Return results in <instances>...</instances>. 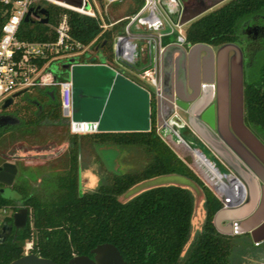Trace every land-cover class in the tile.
<instances>
[{"label": "trees", "instance_id": "16d2710c", "mask_svg": "<svg viewBox=\"0 0 264 264\" xmlns=\"http://www.w3.org/2000/svg\"><path fill=\"white\" fill-rule=\"evenodd\" d=\"M131 1L133 5L128 7L126 14L136 12L144 3V0ZM47 8L46 23L38 19L22 20L17 36L29 40L53 39L55 35L50 24L57 21L60 11H66L74 39L89 42L97 37L103 48L112 49L117 24L99 34L101 28L95 17L54 5H47ZM249 18L264 20V0H225L190 20L185 26V39L189 42L233 41L240 36L242 21ZM253 56L250 64L253 67L246 71L244 78L243 116L245 124L264 140V40ZM35 88L34 96L24 93L22 104L17 106L22 114L18 115L15 110L17 121L9 126L0 125V137H5V132L9 131V137L27 135L44 140L54 132L68 144L66 167L40 175L39 185L36 189L32 187L33 192H27L22 184L26 183L24 177L21 183L14 185L21 192L22 204L28 208V218L23 227L12 226L11 231L0 238V264H7L23 254L26 240L31 241L28 251L50 257L59 264H70L71 256L89 253L90 248L100 242L115 244L125 264L233 263L231 234L220 232L213 222L214 213L223 206L221 193L201 182L184 160L187 158L201 168L187 143H176L169 138L175 147L172 148L157 132L154 118L148 131L88 132L93 148L95 144L104 143L135 146L143 154L145 163L130 171L109 170L106 182L91 190H81L79 134L86 133L69 130L68 120L60 108L57 87H53L52 93L45 87ZM165 173L182 174L201 186L205 215L190 242L194 196L188 187L155 185L127 200L119 199V195L134 183ZM13 200L0 192V208ZM7 219L13 220L12 216ZM241 249H245L244 246Z\"/></svg>", "mask_w": 264, "mask_h": 264}, {"label": "water", "instance_id": "95a60500", "mask_svg": "<svg viewBox=\"0 0 264 264\" xmlns=\"http://www.w3.org/2000/svg\"><path fill=\"white\" fill-rule=\"evenodd\" d=\"M222 0H214L212 3L204 5L196 11L186 14L185 7L181 22L187 23L216 3ZM30 11L24 16V20H29ZM37 15L41 22L48 21V9L40 7ZM182 40V39H181ZM172 43L165 45L163 52L169 54L172 50ZM207 46L204 42H194L190 46V54H197ZM236 51L235 80V108L233 115V135L228 128V57L230 49ZM223 59L221 64V91H222V124L220 131H225L230 137L229 143L245 159L243 163L234 151L225 145L221 140L212 137L213 150L222 157L229 167L226 173L231 175L230 180L236 179L243 186V193L229 194L228 200L213 215V222L216 228L223 233H241L248 231L254 243L264 240V143L245 124L243 116V73L241 61V49L233 42H224L219 47ZM74 57L61 64L62 69H66L72 82V119L96 121L98 131H148L151 128V96L148 90L137 83L122 71L109 64L98 63H70ZM55 67V66H53ZM180 84L185 89V74L181 72ZM25 89L13 93L4 99L1 107L8 106L13 101V97L19 95ZM52 93V91H50ZM159 110V104L157 106ZM173 114L166 120L158 117L157 128H171L178 141L187 143L184 138L174 130L171 125ZM180 118V117H179ZM202 119L209 121L204 115ZM16 120V119H15ZM176 124V123H175ZM201 133H207L202 124H198ZM223 133V132H221ZM209 135V134H208ZM224 136V134H222ZM210 136V135H209ZM225 137V136H224ZM173 139V136L170 135ZM240 138V139H239ZM193 150L201 152L194 147ZM204 154L203 152H201ZM42 156L41 153L38 154ZM205 155V154H204ZM32 157L35 154H31ZM21 157V155H16ZM18 167L15 162L5 160L0 165V182L10 184ZM226 174H223L227 177ZM258 178L262 181L259 185ZM262 190V192H261ZM4 195V194H3ZM5 197H8L4 195ZM21 196V195H20ZM20 196L18 198H20ZM12 223L4 222V226L15 228L23 227L28 218V208L23 205L18 207L12 214ZM223 220H226L223 223ZM2 239V238H1ZM92 255V256H91ZM70 264H125L122 253L112 242H100L91 247L89 253L74 254L69 258ZM7 264H59L50 257L42 256L34 252L25 251L23 254L11 259Z\"/></svg>", "mask_w": 264, "mask_h": 264}, {"label": "built area", "instance_id": "2783aa9c", "mask_svg": "<svg viewBox=\"0 0 264 264\" xmlns=\"http://www.w3.org/2000/svg\"><path fill=\"white\" fill-rule=\"evenodd\" d=\"M97 4V0H0V104L8 96L23 89L26 92L32 87H47L53 91V87H57L60 108L62 115L68 120L69 130L74 133L98 131L96 121L72 119V82L68 71L61 68V64L70 57H74L70 63L102 62L113 66L105 56L98 59L91 54L102 47L97 37L89 42L74 39L70 33L66 11H60L57 21L50 24L55 35L53 39L29 40L17 36L27 11H30L31 20H39L42 14L37 15L35 12L40 7L47 8V5L95 17L101 28L99 34L117 24L113 40L115 58L129 65L153 87L151 90L149 86L139 83L148 90L150 96L157 93L163 39L170 36L173 39L185 38L181 4L177 0H145L133 14L116 19L106 16L108 4H100L101 9L97 8ZM165 22L168 29H164ZM132 25L141 29V32H131ZM137 40L141 41L140 44ZM221 175L226 183L231 181L222 172ZM218 191L224 201L228 200L227 195L232 194L230 190L220 189L219 186ZM30 246L29 240L24 245L25 250Z\"/></svg>", "mask_w": 264, "mask_h": 264}, {"label": "rangeland", "instance_id": "374dc122", "mask_svg": "<svg viewBox=\"0 0 264 264\" xmlns=\"http://www.w3.org/2000/svg\"><path fill=\"white\" fill-rule=\"evenodd\" d=\"M225 0H222L211 8L207 9L206 11L213 9L220 4H222ZM107 4V3H104ZM131 0H115L108 3L106 7V16L110 19H116L122 16H125L128 7L132 6ZM97 8L101 9L100 4H97ZM204 11V12H206ZM203 12V13H204ZM124 20L123 22H126ZM189 23H185V26ZM169 26L165 22V28L168 29ZM131 32L140 33L141 29H136L134 25L131 26ZM173 36L166 39H172ZM114 40V36H113ZM138 44H140V40H137ZM92 55H95L96 58H100L102 55L106 57L107 62L112 64L113 66L119 68L124 74L131 77L133 80L137 81L138 83H142L144 85L149 86L152 90L153 87L144 79L141 78L136 71L129 67V65L118 61L114 55V49L112 44V49L107 50L101 47L98 50H94L91 52ZM253 67V64L248 67L249 70ZM44 89H48L47 87ZM25 94H30L31 96L36 95L37 90L35 87L30 88L28 91L24 92ZM24 96V94L22 95ZM14 101L18 102L15 103ZM23 98L21 96L15 97L13 102L8 105L6 108L7 111L13 112L15 114V110L17 109L18 104H22ZM153 105V104H152ZM3 108L0 104V110ZM153 112H154V105H153ZM18 115H21V110L17 112ZM181 125L173 123L171 127L178 131L182 138L187 142V144L191 147L190 150L193 151L194 147L198 148L201 152H203L206 158L211 162V154L201 145H198L196 142L191 141L189 136L185 134V132L180 127ZM157 132L159 135L172 147L175 148L170 143V135L173 136V140L176 143H182L181 141L177 140L175 133L172 131L171 128H157ZM6 135L0 137V165L3 161L9 160L15 162L18 170L10 184L0 183V192L10 198H13V202L10 205L0 208V237H3L4 229L8 232L10 231V226H4V222L12 223V221L8 220L7 218L12 216L13 212L20 206H23L22 201L18 198L21 195V192L15 184L21 183L22 177L26 179V183L24 184L27 192H33L35 187H38L39 181L37 178L40 177L43 173H54L55 171H61L66 167V150H67V142L61 140L59 137L55 135V133H51L47 135L46 139L42 140H35L29 136H17L13 138V136L9 137V131L5 132ZM13 135V134H12ZM79 137V165H78V172H79V181H80V189L81 190H91L97 187L100 183L106 182L109 178L110 171L113 170L116 172H123V171H130L139 169L145 163V159L143 154L141 153L140 149L135 146H121L115 145L111 143H104V144H95L94 148L90 144V138H88V134L86 133L84 136L82 134ZM170 138V140H169ZM35 154L34 157L31 154ZM42 153V156L38 154ZM194 153V152H193ZM21 155V157H16V155ZM203 154V155H204ZM195 155V154H194ZM197 163L201 166L199 169L191 163L187 158L184 160L189 164V166L193 169L195 174L201 178V182H203L208 188L212 191L218 190V181L216 177H214L204 165L197 160ZM32 161H36L37 163H32ZM220 166V163H218ZM222 171V165L220 166ZM205 172V173H204ZM205 174V175H204ZM25 182V180H23ZM216 182V183H215ZM161 184H178L185 187H188L194 196V211L192 216V226L191 232L188 239V242L194 236V233L201 227V224L204 219L205 215V206H204V196L201 190V186L198 183H195L189 177L184 176L179 173H165L160 175H155L146 179H142L125 191H123L119 195V199L127 200L137 193ZM218 185V186H217ZM36 189V188H35ZM221 199V195L219 196ZM226 201L222 200L224 204ZM6 231V232H7ZM248 234H241V233H234L231 234L230 239L232 240V249L231 253L233 255L232 264H249V252H254V241L251 239H247ZM29 241L26 240L25 243ZM187 242V243H188ZM25 245V244H24ZM187 245V244H186ZM185 245V247H186ZM241 246H244L245 249H241ZM24 247V252H25ZM28 251V250H27Z\"/></svg>", "mask_w": 264, "mask_h": 264}, {"label": "flooded vegetation", "instance_id": "af4514ba", "mask_svg": "<svg viewBox=\"0 0 264 264\" xmlns=\"http://www.w3.org/2000/svg\"><path fill=\"white\" fill-rule=\"evenodd\" d=\"M213 1L214 0H182V4L186 5V14H190L197 9H200L204 5L212 3ZM263 40L264 20H261L260 18H249L242 21L239 38L233 41H228L237 44L241 49L243 86L245 73L247 71L246 69H248L249 65L253 62V55L255 53V50L258 46H260ZM198 42H204L207 44V46L200 50L196 56L193 53L190 54L189 51L191 44H193L194 42H189L185 38L182 40L172 38L166 39V41H162L163 48L169 43H172L173 46L169 54L164 53L163 51H161L160 53L159 86L157 93L151 95L150 115L151 120L152 118H154L155 122H157L158 117L166 121L172 115V113L177 114V116L172 117V120L175 123L181 125L180 127L185 132V134L189 136L191 141H194L198 145L203 146L211 154V163L215 168L214 171L218 173L216 179L219 184L220 180H223L221 172L223 174H226L229 171V167L225 160L213 150L214 148L211 143V141L213 140L212 137L218 138L231 150H233L235 155L239 156L238 158L243 163H245V159L239 154V152H237L233 148V146H231L228 140H230V142L232 141L230 137L227 136L225 131H220L223 114L221 102V64L223 55L221 52H219L218 49L222 43L205 41ZM236 54L237 53L233 48L230 49L227 53L229 75V86L227 92L228 128L231 132H233V135L235 136L236 134L233 131V115L235 108L236 87L233 77L236 70ZM182 71H184L185 74L184 90L182 89L180 84ZM23 94L24 92L19 94V96L23 97ZM17 96L18 95L14 96L13 100ZM152 104L154 105V112ZM158 104L159 110L157 109ZM6 107L0 110L1 126H9L17 121L13 112L7 111ZM203 115L209 120H212V125L211 123H209V121H205L202 119ZM198 124H202L206 128L207 133L204 132L203 135L199 129ZM222 134H224L225 137ZM257 137L259 138V136ZM259 139L264 143V140H262L261 138ZM232 144L234 143L232 142ZM218 163H220V166L222 165V171ZM226 175V178L230 180L231 175ZM231 181H236V179H231ZM258 182L259 185L262 186L263 183L260 178H258ZM225 222L226 220H223V223ZM3 229L4 236L11 231L12 227L10 228L9 232L5 230V228ZM241 234H248L247 239H251V235L248 231L241 232Z\"/></svg>", "mask_w": 264, "mask_h": 264}, {"label": "bare ground", "instance_id": "6f19581e", "mask_svg": "<svg viewBox=\"0 0 264 264\" xmlns=\"http://www.w3.org/2000/svg\"><path fill=\"white\" fill-rule=\"evenodd\" d=\"M194 154L197 157V160L202 163L206 167V169L214 176L217 177L218 173L215 172V168L213 164L199 151L193 150ZM219 185L221 186L222 189L230 190L232 194H238L240 192L243 193V186L241 183L236 180V181H230L229 183H226L224 180H220Z\"/></svg>", "mask_w": 264, "mask_h": 264}, {"label": "crops", "instance_id": "0c3cea01", "mask_svg": "<svg viewBox=\"0 0 264 264\" xmlns=\"http://www.w3.org/2000/svg\"><path fill=\"white\" fill-rule=\"evenodd\" d=\"M99 4H104V3H110L111 1H115V0H97ZM145 1V0H144ZM179 4H181V13L183 12L184 8H185V4H182V0H177ZM170 4H173V2H170ZM141 7V6H140ZM139 7V8H140ZM138 8V9H139ZM137 9V10H138ZM136 10V11H137ZM127 13V12H126ZM125 15H131V14H126ZM133 14V13H132ZM123 17V16H122ZM126 75V74H125ZM128 76V75H127ZM160 76V75H159ZM131 78V77H130ZM132 79V78H131ZM135 81V80H134ZM137 82V81H136ZM138 83V82H137ZM157 128V127H156ZM34 154V153H33ZM32 154V155H33ZM42 154V153H41ZM32 163H37L36 161H32ZM219 185V184H218ZM220 189L221 186L219 185ZM252 246L256 247L254 248V252L250 253V258H249V264H264V240L258 242V243H254V245L252 244Z\"/></svg>", "mask_w": 264, "mask_h": 264}]
</instances>
